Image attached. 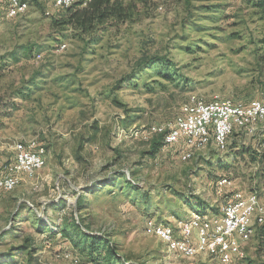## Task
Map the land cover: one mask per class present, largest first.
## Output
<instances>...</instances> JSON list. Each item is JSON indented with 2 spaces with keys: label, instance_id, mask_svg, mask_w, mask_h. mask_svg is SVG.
<instances>
[{
  "label": "rangeland",
  "instance_id": "obj_1",
  "mask_svg": "<svg viewBox=\"0 0 264 264\" xmlns=\"http://www.w3.org/2000/svg\"><path fill=\"white\" fill-rule=\"evenodd\" d=\"M121 1L126 19L84 35L58 24L52 0L14 19L0 11V143L35 138L46 151L45 167L0 199V264H28L26 242L32 264H218L169 254L147 220L218 214L239 190L264 195V121L233 131L225 151L211 142L188 160L178 147L148 153L152 128L167 130L192 95L264 98L258 0ZM223 179L231 185L218 187ZM67 218L104 235L117 261L105 248L99 262L82 257L58 233ZM259 244L257 232L238 264H264Z\"/></svg>",
  "mask_w": 264,
  "mask_h": 264
},
{
  "label": "built area",
  "instance_id": "obj_2",
  "mask_svg": "<svg viewBox=\"0 0 264 264\" xmlns=\"http://www.w3.org/2000/svg\"><path fill=\"white\" fill-rule=\"evenodd\" d=\"M31 1L0 0V5L5 17L14 19L27 12ZM91 1L52 0V5L61 9L75 4L86 6ZM263 121L264 98L237 102L217 96L207 102L192 95L167 130L153 127L151 133H163L162 149L178 147L181 159L188 160L211 142L218 150L225 151L233 131L254 134ZM256 151L264 153V136ZM45 155L44 146L35 138L0 143V199L25 177H32L43 169ZM227 185H231L227 179L218 182V187ZM146 228L165 245L169 254L190 260L210 257L218 264H238L244 257V246L258 230L264 237V195L254 190L235 191L218 214L192 211L184 219L168 222L154 218L147 220ZM74 262L77 263L76 258Z\"/></svg>",
  "mask_w": 264,
  "mask_h": 264
},
{
  "label": "trees",
  "instance_id": "obj_3",
  "mask_svg": "<svg viewBox=\"0 0 264 264\" xmlns=\"http://www.w3.org/2000/svg\"><path fill=\"white\" fill-rule=\"evenodd\" d=\"M257 6L264 10V0H258ZM130 5L123 3L121 0H92L86 6L75 4L68 8H61L63 15H60L58 24L62 27H68L72 31L77 32L79 35L92 33L94 30H98L101 27L104 28L111 19H126L129 15ZM60 12V11H59ZM152 62H158L162 60V57H153L150 59ZM4 69L3 64L0 62V72ZM13 95L20 96L25 95L24 92L16 91ZM1 103V101H0ZM164 146L163 133H154L150 139V146L148 153L155 155ZM259 159L264 157V153H257ZM82 201L77 202V208H80ZM55 207H58L57 205ZM193 212L204 213L205 211H199L198 209ZM44 223V222H42ZM48 233L52 234L53 230L49 225H46ZM77 223L66 219L65 224L61 226L58 233L66 240L70 241L71 244L76 247L82 257H87L89 260L99 262L102 258L103 248H105V261H117L119 257L115 248L109 242H106L105 236L101 234H92L79 229ZM55 235V233H54ZM260 239L258 253L264 258V237L261 235V230H258ZM29 244L26 242L25 245L19 248V250H28L26 254V260L28 264H32L33 261H37V256H33L32 246L28 247ZM20 252V251H19ZM122 264H128L121 260Z\"/></svg>",
  "mask_w": 264,
  "mask_h": 264
},
{
  "label": "crops",
  "instance_id": "obj_4",
  "mask_svg": "<svg viewBox=\"0 0 264 264\" xmlns=\"http://www.w3.org/2000/svg\"><path fill=\"white\" fill-rule=\"evenodd\" d=\"M3 10V11H2ZM0 11L2 12V13H4V9L2 8V6L0 5ZM0 57H2V56H0ZM0 62L3 64V66H4V69H3V71L6 69V66H5V60H4V58H0Z\"/></svg>",
  "mask_w": 264,
  "mask_h": 264
}]
</instances>
